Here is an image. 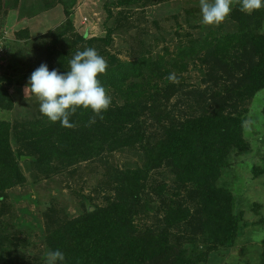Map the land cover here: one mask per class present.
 Segmentation results:
<instances>
[{"label":"rangeland","instance_id":"374dc122","mask_svg":"<svg viewBox=\"0 0 264 264\" xmlns=\"http://www.w3.org/2000/svg\"><path fill=\"white\" fill-rule=\"evenodd\" d=\"M119 1L0 0V40L5 43L0 56V84L7 87L14 101L12 109L0 106V119L19 125L18 130H12L11 145L26 176V182L0 196V264H45L50 249L46 242L44 201L56 198L53 207L74 216L88 202L103 205L112 192L105 182V165L97 159L68 168L55 164L50 170L39 169L32 158L20 157V151L27 153L23 132L37 130L47 122L40 112V101L34 95L26 96L25 87L32 72L46 63L50 50L56 47L67 52L79 48L78 35L87 39L105 38L112 29L108 44L94 45L107 62L111 56L121 61L139 57L160 61L159 77L143 83L144 93L136 88L127 97V91H107L111 97L109 107L128 100L139 104L140 113L145 111L143 119L151 124L148 129L153 133L170 120L210 111L222 101L220 93L225 99L222 103L234 102L224 85L232 74L211 63L216 60L213 48L183 59L180 54L182 49L193 46L195 39H211L233 31L231 13L223 23L209 26L201 23L199 0H140L123 6ZM236 3L237 0H232V11ZM238 56L233 50L221 59L222 62L228 59L231 64ZM213 72L222 75L217 80L219 85L214 80L206 81ZM173 74L175 79H169ZM237 104L245 118L247 148L235 149L230 154L219 183L232 191L234 211L243 212V226L231 247L212 252L208 260L199 264H264V89ZM155 110L165 113L166 120L162 118L159 122ZM129 149L107 152L104 161L115 169L144 166L142 145ZM164 183L168 188L175 184L168 170L161 168L149 173L145 187L148 203L137 218L139 225H165L157 193L151 190V186L162 188ZM184 194L183 191L181 195ZM195 246L196 253L201 255L204 248L198 242ZM188 255L198 256L193 251Z\"/></svg>","mask_w":264,"mask_h":264},{"label":"trees","instance_id":"16d2710c","mask_svg":"<svg viewBox=\"0 0 264 264\" xmlns=\"http://www.w3.org/2000/svg\"><path fill=\"white\" fill-rule=\"evenodd\" d=\"M136 1L140 0H120L118 4L131 5ZM231 19L233 31L211 39H195L196 44L182 49L180 54L183 59L213 48L216 60L211 63L232 74L224 85L233 103H222L225 99L220 93L222 101L210 111L170 120L157 133L148 129L151 124L143 119L145 111L140 113V105L131 100L108 107L102 116L78 108L70 117L74 125L71 128L47 118L37 130L23 132L27 153L20 151V157L32 158L39 169L51 170L55 164L68 168L94 159L105 165L104 179L112 192L103 205L88 202L80 214L69 216L61 208L53 207L56 198L43 202L47 245L64 252L65 264H199L208 260L212 252L235 243L243 226V212L234 211L233 193L220 185L219 180L230 154L235 149L247 148L245 118L237 103L264 89V8L249 14L241 11L237 0ZM112 33L110 29L105 38L90 39L78 35L81 47L67 52L55 47L50 50L46 64L50 70L67 71L72 56L94 48L97 42L108 44ZM233 50L239 55L237 61L222 62L221 57ZM159 63L147 57L121 61L111 56L106 73L99 79L107 91H127L130 97L136 88L144 93L143 83L159 77ZM209 76L206 81L214 80L219 85L217 80L222 75L213 72ZM0 106L4 109L14 106L3 84H0ZM158 113L159 122L162 118L166 120L165 113ZM18 127L0 119L1 197L26 182L11 145L12 130ZM138 144L146 156L144 166L115 169L104 161L107 152L136 149ZM161 168L168 170L175 182L171 188L165 183L162 188L151 186L162 206L159 211L164 214L165 225H139L137 218L148 203L145 187L149 173ZM183 191L185 194L181 195ZM196 242L204 248L201 255L196 253ZM190 251L198 256L190 257Z\"/></svg>","mask_w":264,"mask_h":264},{"label":"clouds","instance_id":"9594fccd","mask_svg":"<svg viewBox=\"0 0 264 264\" xmlns=\"http://www.w3.org/2000/svg\"><path fill=\"white\" fill-rule=\"evenodd\" d=\"M201 23L219 25L232 11V0H199ZM264 8V0H240V9L251 14ZM107 61L94 48L78 51L69 61L67 71L49 69L42 63L34 70L25 87L26 96L31 94L40 101V112L62 127H73L70 117L78 108L90 109L94 116H102L111 104V97L99 77L105 74ZM174 80V74L169 76ZM95 122V119L91 121ZM65 254L50 249L45 264H65Z\"/></svg>","mask_w":264,"mask_h":264},{"label":"built area","instance_id":"2783aa9c","mask_svg":"<svg viewBox=\"0 0 264 264\" xmlns=\"http://www.w3.org/2000/svg\"><path fill=\"white\" fill-rule=\"evenodd\" d=\"M5 50V43H4V40H0V56L1 54L4 52Z\"/></svg>","mask_w":264,"mask_h":264},{"label":"water","instance_id":"95a60500","mask_svg":"<svg viewBox=\"0 0 264 264\" xmlns=\"http://www.w3.org/2000/svg\"><path fill=\"white\" fill-rule=\"evenodd\" d=\"M93 208V207H92Z\"/></svg>","mask_w":264,"mask_h":264}]
</instances>
